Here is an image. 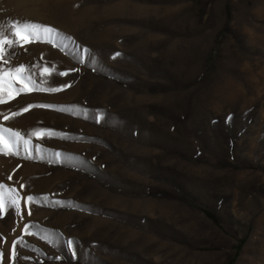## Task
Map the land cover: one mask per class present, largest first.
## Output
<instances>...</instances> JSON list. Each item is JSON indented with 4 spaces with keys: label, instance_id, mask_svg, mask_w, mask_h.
<instances>
[{
    "label": "rangeland",
    "instance_id": "obj_1",
    "mask_svg": "<svg viewBox=\"0 0 264 264\" xmlns=\"http://www.w3.org/2000/svg\"><path fill=\"white\" fill-rule=\"evenodd\" d=\"M18 21L63 35L0 63L41 85L0 104L32 151L0 153V264H264V0H0Z\"/></svg>",
    "mask_w": 264,
    "mask_h": 264
},
{
    "label": "snow or ice",
    "instance_id": "obj_2",
    "mask_svg": "<svg viewBox=\"0 0 264 264\" xmlns=\"http://www.w3.org/2000/svg\"><path fill=\"white\" fill-rule=\"evenodd\" d=\"M63 34L59 30L42 25L36 22L31 21H18L12 25V33L7 34L4 31V27L0 25V63L5 61L6 57V45L13 46H23V43L37 42L43 37H47L48 41L58 39ZM70 39V38H68ZM76 54L81 61H83L89 54L90 50L77 46ZM119 55V54H117ZM48 68L44 69V72H49ZM72 71V70H69ZM61 75H66L67 72L59 73ZM19 82L23 85L21 88H17L15 85ZM41 85L35 80L34 75L30 72L29 66L27 65H15L7 69L0 67V104L6 102L7 98H12L15 95L24 92L25 90L31 91L40 87ZM62 87L66 86H49L42 88L41 90H46L50 92H55L61 90ZM33 105L27 106L23 111H27ZM41 107H57L53 105H41ZM7 119V118H5ZM97 122H99V117H97ZM52 130L44 129L41 130L43 135H48ZM41 133H33V135H41ZM7 137V138H6ZM31 141L25 139L19 132L5 128L0 125V153H9V154H21V148L24 150V154L27 156L32 155V151L29 147ZM62 153L53 152V156L56 158H61ZM20 199L21 197L17 193L15 188H11L6 184L0 183V214H3L6 207L20 213ZM27 201H33L35 198L33 196H28ZM31 212L29 211V215ZM22 216V213H21ZM27 231V226L25 228ZM23 237L17 238L12 243V256L15 257L16 245L17 243H22ZM67 245L69 248H72L73 241L68 240ZM74 254V253H73ZM3 256L2 250H0V257ZM25 259H30L26 257Z\"/></svg>",
    "mask_w": 264,
    "mask_h": 264
}]
</instances>
